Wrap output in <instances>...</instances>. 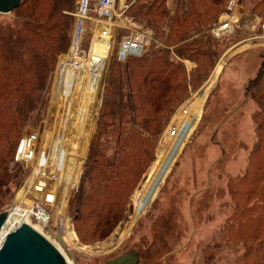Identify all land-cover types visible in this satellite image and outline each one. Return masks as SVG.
<instances>
[{
	"label": "rangeland",
	"instance_id": "rangeland-1",
	"mask_svg": "<svg viewBox=\"0 0 264 264\" xmlns=\"http://www.w3.org/2000/svg\"><path fill=\"white\" fill-rule=\"evenodd\" d=\"M177 1L168 0V18L160 26L161 31H157L158 41H163L166 47ZM78 2L75 1L74 10ZM123 4L130 6L128 0H119L118 9ZM243 4L246 5L239 0V27L236 32L218 39L223 49L209 75L199 87L188 86L187 95L174 109L158 138L154 159L138 180L121 221L101 240L79 236L74 223V200L88 168L110 63L125 31H119L111 42L109 34L92 39L93 34L85 31L82 47L90 52L89 57H76L73 86L68 90L63 117H60L72 57L68 64L62 65V62L71 55L73 19L68 47L54 54L53 68L47 79L41 106L23 125L14 160L6 163V176L0 174V212L11 209L21 199L22 190L31 182L35 167L34 174L47 170L48 190L53 193L49 194L51 202L45 201L49 191L44 194V206L52 214V221L46 227L51 235L48 239L70 264H103L131 251L139 254L138 264H211L204 258V250L220 240L221 229L233 210L229 193L226 192L228 179L246 170L255 135L252 112L256 105L246 93V86L250 76L257 73L261 62L259 50L255 47L264 50V41L245 40L249 30L256 34L260 32L261 21L246 23L244 13L249 8L243 9V13ZM227 7L228 4L218 21L226 13ZM123 18L131 25L149 26L146 21L128 17L127 13ZM10 20V16L0 14V23ZM164 26L169 28L167 33L163 30ZM101 28L108 27L103 23ZM209 29L199 34L192 33L189 39L209 32ZM183 64L188 74L195 67L191 60H184ZM205 83L208 84L205 91L208 95H190ZM192 97L199 106L196 120L175 142H171L172 138L166 141L165 134L172 119L174 121V117H179V107ZM61 119L60 136L53 138L52 133H56L57 122ZM46 124L52 125L49 133ZM31 134L35 137V147L39 153L33 162L21 163L16 156L18 159L24 156L25 140ZM44 138L47 140L42 146ZM26 196L27 202L40 199L36 192ZM11 211L21 217L24 215L19 207L14 206ZM22 218L43 232L35 220ZM214 249L218 252L214 264H235L234 256L241 248H225L217 244Z\"/></svg>",
	"mask_w": 264,
	"mask_h": 264
},
{
	"label": "trees",
	"instance_id": "trees-1",
	"mask_svg": "<svg viewBox=\"0 0 264 264\" xmlns=\"http://www.w3.org/2000/svg\"><path fill=\"white\" fill-rule=\"evenodd\" d=\"M75 1L23 0L11 13H0L11 17L0 23V174L4 177L6 163L14 160L23 125L41 106L54 54L70 43L69 30L75 20L70 12ZM128 1L127 16L146 21L156 31L168 18V0ZM228 2L178 0L166 49L130 57L125 63L113 55L88 168L74 200L75 229L83 239H105L121 221L138 180L154 159L168 119L187 95L188 86L197 88L207 78L223 49L208 31L189 38L218 22ZM241 2L261 18L262 32L264 0ZM71 57L72 53L62 65ZM184 60L195 63L190 74ZM75 64L76 56L70 90ZM246 93L256 105L252 112L254 142L246 170L228 179L226 192L233 210L215 245L241 248L234 256L235 264H264V50ZM92 118L93 114L89 125ZM181 134L165 139L175 142ZM215 245L204 250V258L211 264L218 254Z\"/></svg>",
	"mask_w": 264,
	"mask_h": 264
},
{
	"label": "built area",
	"instance_id": "built-area-1",
	"mask_svg": "<svg viewBox=\"0 0 264 264\" xmlns=\"http://www.w3.org/2000/svg\"><path fill=\"white\" fill-rule=\"evenodd\" d=\"M118 1L119 0H79L73 12L75 25L70 52L72 55L82 59H87L89 57L88 53L90 52L84 50L82 47L86 30H89L93 34L92 39L95 37L102 38V36H108L107 34H109L110 42L111 39L115 38V35L119 31L124 30L125 33L121 36L115 53L117 59L123 63H125L130 57L148 56L152 53L153 49H163L166 47L163 41H158L156 37L157 31L152 27L138 26L136 23H134V25L129 24L123 18L128 5L123 4L122 8L118 9ZM237 5H239V0H230L224 16L210 27L209 32L214 38L222 39L236 32L239 27V15L236 11L238 7ZM103 23L107 25V29H100ZM163 30L167 33L169 28L164 26ZM97 32L99 33L97 34ZM110 49H108V51H110ZM104 67L105 63L103 65V69ZM207 87L208 84L205 83L190 95L204 94L206 93L205 91ZM206 95H208V92ZM192 99L193 97L186 100L182 106L179 107L177 111L179 117H174V121L172 119V123L167 129L165 136L177 137L181 131H187L191 127L192 123L196 120L199 114V106L196 105V101H193ZM30 136L33 139L35 138L33 134ZM38 153L39 149L36 146L33 149L28 148V150H25L23 153L24 156L21 159H18V155L16 157L21 163H31L35 160ZM34 170L35 167L33 169L31 182L24 186L22 190L23 194L21 193V199H18L12 208H14V206L19 207L24 214L22 217L35 220L43 232H45L42 233L46 237L48 235L47 238H51L50 231L46 229V227H48L51 223L52 216L49 209L44 206L45 201L51 202V200H49V194L51 191L48 190L47 186V179H49V176L46 177L47 170H42L41 172L38 171L36 174H34ZM33 182H35V185H32L34 184ZM34 192H36V195H40V199L27 202L26 195H33ZM46 192L47 194L44 201V194ZM11 209L6 211L10 212Z\"/></svg>",
	"mask_w": 264,
	"mask_h": 264
},
{
	"label": "water",
	"instance_id": "water-1",
	"mask_svg": "<svg viewBox=\"0 0 264 264\" xmlns=\"http://www.w3.org/2000/svg\"><path fill=\"white\" fill-rule=\"evenodd\" d=\"M23 0H0V13H11ZM131 251L103 264H138ZM0 264H70L59 248L43 233L8 211L0 212ZM77 264V263H74Z\"/></svg>",
	"mask_w": 264,
	"mask_h": 264
},
{
	"label": "bare ground",
	"instance_id": "bare-ground-1",
	"mask_svg": "<svg viewBox=\"0 0 264 264\" xmlns=\"http://www.w3.org/2000/svg\"><path fill=\"white\" fill-rule=\"evenodd\" d=\"M73 58H74V55H72V59H71V63H70V72H69V77H68V79H67V81H66V88H65V91H64V97H63V101H62V108H61V113H60V117H63V110H64V107H65V102H66V98H67V94H68V89H69V81H70V79H71V73H72V60H73ZM61 121H62V119L60 120V121H58L57 122V130H56V133H52L53 134V138H58L59 136H60V132H61V130H60V127H61ZM47 126H46V129H47V133H49V128H50V125H48V124H46ZM60 125V126H59ZM30 139V140H29ZM46 138H44L43 139V142H42V146H45V143H46ZM24 146H25V150H28V148H34L35 147V139H33V138H31V136H30V138L28 137L26 140H25V144H24ZM56 147V146H55ZM56 149V148H55ZM40 154H41V152H40ZM42 162V161H41ZM52 167V166H51ZM53 168V167H52ZM51 172H52V169L50 170ZM51 174V173H50ZM11 213H14V214H16L17 216H19L20 218H22L20 215H18L17 213H15V212H12V211H10ZM51 216H52V214H51ZM23 219V218H22ZM24 220V219H23ZM25 221V220H24ZM27 222V221H26ZM28 223V222H27ZM29 224V223H28ZM40 227V226H39ZM41 229V228H40ZM42 230V229H41ZM43 231V230H42ZM45 233V232H44ZM47 237H48V235H47ZM49 239H50V237H49ZM67 259V258H66ZM70 263V262H69Z\"/></svg>",
	"mask_w": 264,
	"mask_h": 264
},
{
	"label": "crops",
	"instance_id": "crops-1",
	"mask_svg": "<svg viewBox=\"0 0 264 264\" xmlns=\"http://www.w3.org/2000/svg\"><path fill=\"white\" fill-rule=\"evenodd\" d=\"M241 6V5H240ZM247 6L248 5H242L241 7H242V10L243 9H247ZM237 12H238V10H236ZM244 11L245 10H243V13H244ZM245 15H244V18H245V21H246V23H249V22H258L259 20L261 21V18L260 17H258V15L257 14H255V13H252V12H250V11H248V9H247V11L244 13ZM246 15H248V17H246ZM249 20V21H248ZM244 21V20H243ZM252 27H253V24H252V26H251V29H252ZM260 33V34H259ZM259 33H254L253 32V30L252 31H248V33H246V35H249L248 37H247V39L245 38V40H249V39H257V40H260V41H264V24L262 25V32H259ZM245 37V36H244ZM244 39V38H243ZM242 41V40H241ZM253 48V47H252ZM256 49H258L259 51V54H260V56H261V53H262V51H263V48H261V47H255ZM246 49H248V48H246ZM245 50V49H244ZM74 59V58H73ZM73 61V60H72ZM251 77V76H250ZM253 77V76H252ZM251 77V78H252ZM250 79V78H249ZM248 79V80H249Z\"/></svg>",
	"mask_w": 264,
	"mask_h": 264
}]
</instances>
